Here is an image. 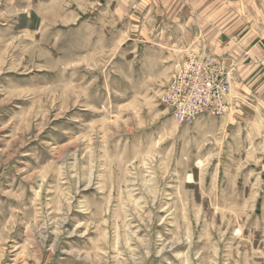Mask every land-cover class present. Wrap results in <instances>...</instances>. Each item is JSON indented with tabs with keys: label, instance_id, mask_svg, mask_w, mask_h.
<instances>
[{
	"label": "rangeland",
	"instance_id": "1",
	"mask_svg": "<svg viewBox=\"0 0 264 264\" xmlns=\"http://www.w3.org/2000/svg\"><path fill=\"white\" fill-rule=\"evenodd\" d=\"M174 1L0 0V264H264V89L177 123Z\"/></svg>",
	"mask_w": 264,
	"mask_h": 264
},
{
	"label": "crops",
	"instance_id": "2",
	"mask_svg": "<svg viewBox=\"0 0 264 264\" xmlns=\"http://www.w3.org/2000/svg\"><path fill=\"white\" fill-rule=\"evenodd\" d=\"M175 3L182 11L173 35L165 38L167 48L183 59L200 53L234 68L235 104L247 97L259 98L264 89V0Z\"/></svg>",
	"mask_w": 264,
	"mask_h": 264
},
{
	"label": "built area",
	"instance_id": "3",
	"mask_svg": "<svg viewBox=\"0 0 264 264\" xmlns=\"http://www.w3.org/2000/svg\"><path fill=\"white\" fill-rule=\"evenodd\" d=\"M234 68L198 53L189 54L173 73L162 101L177 123L192 125L201 116L229 110Z\"/></svg>",
	"mask_w": 264,
	"mask_h": 264
}]
</instances>
